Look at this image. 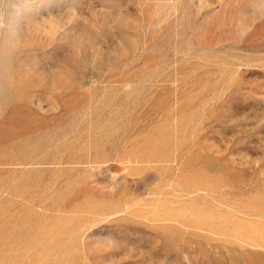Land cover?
Here are the masks:
<instances>
[{
  "label": "rangeland",
  "instance_id": "1",
  "mask_svg": "<svg viewBox=\"0 0 264 264\" xmlns=\"http://www.w3.org/2000/svg\"><path fill=\"white\" fill-rule=\"evenodd\" d=\"M0 264H264V0H0Z\"/></svg>",
  "mask_w": 264,
  "mask_h": 264
},
{
  "label": "clouds",
  "instance_id": "2",
  "mask_svg": "<svg viewBox=\"0 0 264 264\" xmlns=\"http://www.w3.org/2000/svg\"><path fill=\"white\" fill-rule=\"evenodd\" d=\"M3 41H0V45H2Z\"/></svg>",
  "mask_w": 264,
  "mask_h": 264
}]
</instances>
